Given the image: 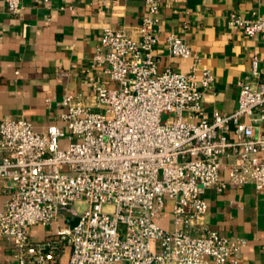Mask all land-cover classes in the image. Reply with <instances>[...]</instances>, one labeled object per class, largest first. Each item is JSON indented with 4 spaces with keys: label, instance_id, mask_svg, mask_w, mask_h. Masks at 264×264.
Segmentation results:
<instances>
[{
    "label": "built area",
    "instance_id": "built-area-1",
    "mask_svg": "<svg viewBox=\"0 0 264 264\" xmlns=\"http://www.w3.org/2000/svg\"><path fill=\"white\" fill-rule=\"evenodd\" d=\"M3 1L11 16L22 14V0ZM144 1L142 23L104 28L91 101L64 95L59 122L41 132L25 119L0 120V179L11 185L0 240L15 264H55L66 249L70 264H241L246 240L208 227L203 195L264 191V59L254 57L239 82L236 111L207 120L212 71L175 34L168 49L192 59L191 71H158L162 0ZM228 24L264 41V16L232 14ZM167 212L169 229L159 223ZM38 227L52 232L33 240Z\"/></svg>",
    "mask_w": 264,
    "mask_h": 264
},
{
    "label": "crops",
    "instance_id": "crops-1",
    "mask_svg": "<svg viewBox=\"0 0 264 264\" xmlns=\"http://www.w3.org/2000/svg\"><path fill=\"white\" fill-rule=\"evenodd\" d=\"M22 6V14L13 17L0 0V120L25 119L41 132L59 122L64 95L81 93L92 100L89 77L104 28L139 25L147 7L144 0H22ZM232 14L264 16V0L161 1V41L155 51L158 71H191L192 59L174 57L166 43L170 34L183 38L215 78L205 103L207 120H212L215 111L226 115L236 111L239 82L251 76L254 57L264 59L262 38L247 37L231 27ZM260 72L263 78V63ZM103 81L109 84L110 79L104 76ZM227 174L226 169L220 172L223 180ZM10 192L11 185L0 179V211ZM203 198L209 206L206 223L210 229L246 240L241 264H264V191L252 185L223 192L211 187ZM159 223L171 227L169 212ZM51 232L35 228L32 239L42 241ZM0 264H15L13 249L4 240H0ZM55 264H70V250Z\"/></svg>",
    "mask_w": 264,
    "mask_h": 264
}]
</instances>
